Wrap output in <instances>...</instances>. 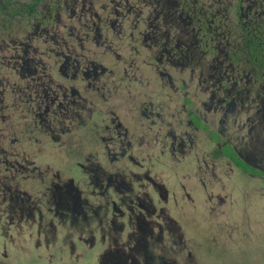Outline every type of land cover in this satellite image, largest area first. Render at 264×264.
<instances>
[{
    "label": "flooded vegetation",
    "instance_id": "obj_1",
    "mask_svg": "<svg viewBox=\"0 0 264 264\" xmlns=\"http://www.w3.org/2000/svg\"><path fill=\"white\" fill-rule=\"evenodd\" d=\"M235 173L264 187V0H0V264H169Z\"/></svg>",
    "mask_w": 264,
    "mask_h": 264
},
{
    "label": "rangeland",
    "instance_id": "obj_2",
    "mask_svg": "<svg viewBox=\"0 0 264 264\" xmlns=\"http://www.w3.org/2000/svg\"><path fill=\"white\" fill-rule=\"evenodd\" d=\"M229 21L236 23L234 19ZM225 182L223 206L180 203V208L173 210L177 238L169 264H264V187L258 180L238 173ZM50 253L60 256L54 250ZM58 258L54 264H85L69 259L67 253L64 261ZM16 264L45 262L30 256L27 263L22 257V263Z\"/></svg>",
    "mask_w": 264,
    "mask_h": 264
}]
</instances>
